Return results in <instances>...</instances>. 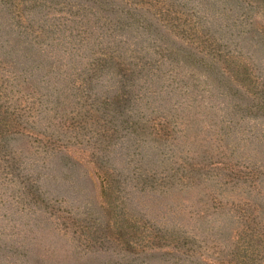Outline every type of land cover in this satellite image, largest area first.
Segmentation results:
<instances>
[{
  "label": "rangeland",
  "instance_id": "rangeland-1",
  "mask_svg": "<svg viewBox=\"0 0 264 264\" xmlns=\"http://www.w3.org/2000/svg\"><path fill=\"white\" fill-rule=\"evenodd\" d=\"M38 1L33 15L49 16L70 37L85 31L95 39L100 29L92 25L103 13L149 25L145 44L180 50L186 72L182 52L203 40L192 45L189 37L215 31L223 105L179 112L172 124L130 111L135 125L126 132L135 140L124 148L115 136L125 131L111 122L123 112L71 87L73 75L62 76L52 96L38 94L36 78H16L21 3L0 0V264H264V0ZM94 58H76L75 68L85 71ZM83 114L91 117L81 126L101 133L97 145L124 154L115 161L121 175L113 176L124 190H103L85 163ZM23 127L64 133L72 175L53 159L46 165L38 143L20 136ZM151 178L152 187L141 185Z\"/></svg>",
  "mask_w": 264,
  "mask_h": 264
},
{
  "label": "trees",
  "instance_id": "trees-1",
  "mask_svg": "<svg viewBox=\"0 0 264 264\" xmlns=\"http://www.w3.org/2000/svg\"><path fill=\"white\" fill-rule=\"evenodd\" d=\"M37 1L26 3L25 0H20L21 4L16 8V78H36L37 82L42 83L39 84L41 88L38 94L42 96L41 91H44L52 96L59 90L55 89L59 79L73 75L71 79L68 78L71 87L95 97L101 94V104L111 106V111L115 113L123 112L122 120L117 122L113 115L111 118L112 123L120 125L125 131L115 136V140L121 142L122 147L129 148L132 146L131 140H135L126 132L130 126L135 125L130 111L137 113L142 108V111L155 114L149 119L152 122L167 121L172 124V119L179 122V112L196 115L223 105L221 89L224 73L219 66L220 45L217 43L215 31L209 30L203 37H189L192 45L196 39L203 40L182 52L189 67L186 72L183 71V62L179 59L180 50L177 52L172 46L145 44L141 36L149 37V25L136 23L132 17L118 18V14L103 13V22L96 21L92 25L93 29H100L97 36L93 32L95 39L91 32L85 31H78L73 38L69 31L58 30L49 16L33 15V8L39 5ZM89 54L97 58L90 62L88 60L85 71L77 70L75 67L78 65H74L76 58L83 60L85 56L89 58ZM199 69L203 71L202 75ZM196 73L197 80L204 77L202 88L198 86L196 79L193 80ZM230 88L234 89L233 86ZM174 97L177 100L172 102ZM255 105L252 104V107ZM158 113L162 115L158 117ZM89 117L83 114L82 118H78L80 129L87 130V138L78 144L86 148L85 163L92 166L102 180L103 190L111 186H122L115 191L120 192L124 190V181L114 180L113 176L119 174L115 161L122 160L124 154L121 151L115 154V149L107 152L105 144L97 145V142H102L98 127L93 129L81 126V123L90 120ZM19 133L21 137L38 143L37 148L44 153L46 165L53 159L54 164L72 175L76 163L68 155L72 144L69 141L64 142V133L49 132L48 129L41 132L37 127H23ZM254 177V185H259L264 180L259 174ZM52 179L55 182L56 179ZM151 179H144L141 185L152 187L155 181L154 178ZM261 191L260 194L263 195L264 190ZM111 203L114 207L115 202Z\"/></svg>",
  "mask_w": 264,
  "mask_h": 264
}]
</instances>
